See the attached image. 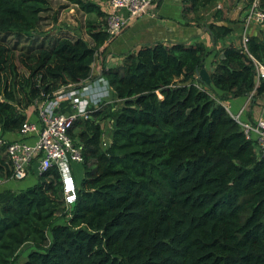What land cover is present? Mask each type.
Listing matches in <instances>:
<instances>
[{
	"label": "trees",
	"instance_id": "16d2710c",
	"mask_svg": "<svg viewBox=\"0 0 264 264\" xmlns=\"http://www.w3.org/2000/svg\"><path fill=\"white\" fill-rule=\"evenodd\" d=\"M66 1L87 15L89 40L37 41L51 0H0L1 137L19 133L42 94L90 79L110 38L101 5L109 0ZM183 1L185 20L200 24L217 0ZM243 1L248 9L253 0ZM212 18L203 23L216 44L234 27L218 8ZM211 53L202 42H158L102 67L110 101L70 129L83 156L75 200L66 203L55 167L32 186L0 191V264H15L26 244L35 249L22 264H264V155L221 103L264 98L248 56L264 66V30L249 35L246 52L222 46L206 84L196 70ZM5 149L0 180L12 173Z\"/></svg>",
	"mask_w": 264,
	"mask_h": 264
},
{
	"label": "built area",
	"instance_id": "2783aa9c",
	"mask_svg": "<svg viewBox=\"0 0 264 264\" xmlns=\"http://www.w3.org/2000/svg\"><path fill=\"white\" fill-rule=\"evenodd\" d=\"M153 0H109L107 32L110 38L117 35L126 25L127 18L120 14L125 10L128 17L138 16L151 6ZM264 10L259 0H253L243 18V27L239 47L246 52V42L252 25H263ZM109 38V39H110ZM256 70V82L264 80V66L248 55ZM112 91L108 81L100 74L78 84L60 87L49 95L42 94L33 102L32 109L36 120H26L20 130V138L7 141L0 136V144H5V153L10 161L12 173L10 179L22 181L31 173L36 176L55 167L63 184L64 198L71 204L76 197V181L73 164L83 160L82 146L70 135V129L77 118L87 119L90 113L99 107ZM253 101L252 94L247 96L245 104L232 113V118L241 126L245 137L254 140L256 152L264 155V116L250 121L243 117L247 105ZM67 109H70L68 111Z\"/></svg>",
	"mask_w": 264,
	"mask_h": 264
},
{
	"label": "crops",
	"instance_id": "0c3cea01",
	"mask_svg": "<svg viewBox=\"0 0 264 264\" xmlns=\"http://www.w3.org/2000/svg\"><path fill=\"white\" fill-rule=\"evenodd\" d=\"M183 7V0H153L151 6L138 16L128 17L125 10H120V14L127 18L126 25L117 35L111 37L99 49L92 64L90 79H95L102 74V67L108 68L120 63L125 54L136 52L142 46L153 45L158 42H162L166 45L172 43H184L187 45L199 42L204 43L207 49L212 52L202 64V66L207 69L208 73L213 69V61L215 60V56H218V53H220L222 46L231 44L239 47L243 24H235L233 22L240 19L243 21L246 13V9H243V0H217L212 8L204 12L205 17L200 24L194 23L189 19L185 20ZM102 8H105L106 11H108L107 2L102 4ZM215 8L220 9L223 18L225 20H231L232 23L230 25L234 27L232 33H230L224 40L218 41L216 44H214L215 38L211 36V32L208 31L207 26L203 23H208L213 20L212 13ZM225 20L221 23H226ZM255 29L253 28L250 34H255L260 30L259 28ZM213 48L215 49L214 51ZM246 100L247 96L225 100L221 103L225 108H228L230 112L237 113V111L245 104ZM26 113L30 121L36 120L32 106L27 109ZM263 113L264 98L260 96L247 105V112L244 113L245 115H243V117L247 120L254 121L259 116H262ZM2 137L7 141H12L20 138V135L19 133L7 132ZM73 170L76 177H78L80 175L79 165L73 164ZM25 179H27V185L31 186L33 183H36L33 182L34 180L36 181V174L31 173ZM3 181L7 183L15 180H0L2 186L7 189V184L3 183ZM18 187L21 189L24 188L22 185H19Z\"/></svg>",
	"mask_w": 264,
	"mask_h": 264
},
{
	"label": "rangeland",
	"instance_id": "374dc122",
	"mask_svg": "<svg viewBox=\"0 0 264 264\" xmlns=\"http://www.w3.org/2000/svg\"><path fill=\"white\" fill-rule=\"evenodd\" d=\"M102 5V4H101ZM51 9L47 12L42 13L43 20L41 21L40 26L36 31L33 33L35 36L38 37L37 41H40L42 37H44V34L50 35H56V33H59L58 35H65V33L69 36H81L84 39L89 40V36L86 32V20L87 15L84 14L77 6L72 5L68 3L66 0H51L50 2ZM243 24V22H242ZM263 25H252V27L260 28L264 30V23ZM243 27V26H242ZM253 30V29H252ZM256 30V29H255ZM241 39V34H240ZM6 41L10 46H12L15 42V37L13 35H10L9 37H6ZM22 43H19L17 47H20ZM16 52H19L16 50ZM20 71H23V67L18 63ZM111 99V96H109L106 101L109 102ZM119 105V102H117ZM104 129V137L103 140L107 142L108 140V129L110 127V123L108 121H105L103 124ZM83 175L82 169H80V175L79 178ZM34 177V176H33ZM26 180L23 181H12V182H5L7 185V189L11 190H22L25 189V187L30 186L27 185ZM32 181V179H31ZM33 182H36L35 180ZM34 184V183H33ZM19 185L24 186V188L18 187ZM32 186V185H31ZM5 190V188L2 186V183L0 182V191ZM34 246H30L28 244L24 245L19 253L17 254V258L15 260V264H22V262L26 259L27 254L34 250Z\"/></svg>",
	"mask_w": 264,
	"mask_h": 264
},
{
	"label": "water",
	"instance_id": "95a60500",
	"mask_svg": "<svg viewBox=\"0 0 264 264\" xmlns=\"http://www.w3.org/2000/svg\"><path fill=\"white\" fill-rule=\"evenodd\" d=\"M213 69H211L212 71ZM196 75L199 80L206 84H210V78H209V73L207 69H205L202 65L200 66L199 69L196 70ZM264 116V113H263Z\"/></svg>",
	"mask_w": 264,
	"mask_h": 264
}]
</instances>
